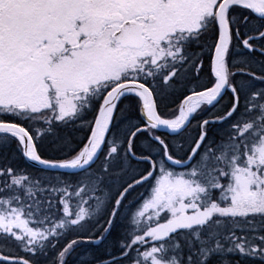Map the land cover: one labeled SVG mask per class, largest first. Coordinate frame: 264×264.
<instances>
[{
	"label": "snow or ice",
	"instance_id": "1",
	"mask_svg": "<svg viewBox=\"0 0 264 264\" xmlns=\"http://www.w3.org/2000/svg\"><path fill=\"white\" fill-rule=\"evenodd\" d=\"M0 264H264V0H0Z\"/></svg>",
	"mask_w": 264,
	"mask_h": 264
},
{
	"label": "rangeland",
	"instance_id": "2",
	"mask_svg": "<svg viewBox=\"0 0 264 264\" xmlns=\"http://www.w3.org/2000/svg\"><path fill=\"white\" fill-rule=\"evenodd\" d=\"M110 241H111V238L109 239L108 243H110ZM103 251H104V249H103V247H101V248L98 250V253H99V254H102Z\"/></svg>",
	"mask_w": 264,
	"mask_h": 264
},
{
	"label": "flooded vegetation",
	"instance_id": "3",
	"mask_svg": "<svg viewBox=\"0 0 264 264\" xmlns=\"http://www.w3.org/2000/svg\"><path fill=\"white\" fill-rule=\"evenodd\" d=\"M111 242V241H110Z\"/></svg>",
	"mask_w": 264,
	"mask_h": 264
}]
</instances>
